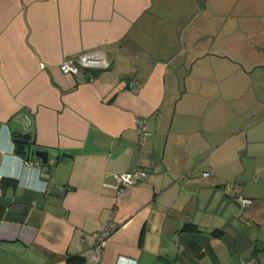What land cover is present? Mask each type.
<instances>
[{
  "label": "crops",
  "instance_id": "0c3cea01",
  "mask_svg": "<svg viewBox=\"0 0 264 264\" xmlns=\"http://www.w3.org/2000/svg\"><path fill=\"white\" fill-rule=\"evenodd\" d=\"M180 2L0 0V264H95L84 253L110 222L101 264H264V29L202 36L177 20L197 1ZM95 48L111 64L93 79L60 69ZM255 73L252 116L225 120L218 96L177 119L182 78L241 92ZM135 168L146 174L119 192Z\"/></svg>",
  "mask_w": 264,
  "mask_h": 264
},
{
  "label": "rangeland",
  "instance_id": "374dc122",
  "mask_svg": "<svg viewBox=\"0 0 264 264\" xmlns=\"http://www.w3.org/2000/svg\"><path fill=\"white\" fill-rule=\"evenodd\" d=\"M197 4L193 3L190 10L179 16L178 21L186 25V22L192 21L194 26H203L201 35L207 37H220L223 38L224 34L229 33L232 36L236 35H248L253 33L257 29H264V0H196ZM164 3L167 12L172 11L174 8H180L184 5H180V0H161ZM159 9L155 6L154 10ZM181 9V8H180ZM183 12V11H182ZM168 19L170 16H166ZM174 20V18H173ZM169 20V21H173ZM184 22V23H183ZM233 25V26H230ZM229 27L232 28L231 32ZM183 35L179 34L178 39L183 41L188 40ZM209 62H207L208 64ZM222 64V63H221ZM221 66V65H220ZM257 73L253 74L250 88L241 92L234 90L229 85L227 78L218 75H203L201 76H188V78H182L180 81L181 88L184 90V98L174 106L177 119L184 117L183 111L191 113L190 116H198V105H202L205 101V97L209 100H215L218 96L222 101V110L224 119L228 117H234L236 121L245 119L243 117L252 116V110L256 103L254 99L258 97L260 88H257ZM254 79V80H253ZM178 83L176 84V90ZM180 92V91H179ZM181 94V93H180ZM222 94V95H220ZM219 99V98H217ZM210 112V109H207ZM198 111V112H197ZM219 113V112H218Z\"/></svg>",
  "mask_w": 264,
  "mask_h": 264
},
{
  "label": "built area",
  "instance_id": "2783aa9c",
  "mask_svg": "<svg viewBox=\"0 0 264 264\" xmlns=\"http://www.w3.org/2000/svg\"><path fill=\"white\" fill-rule=\"evenodd\" d=\"M65 60L60 64V69L64 73H71L73 75H80L86 79H93L92 73H87V70L90 69H102L108 68L111 64V60L109 57L104 53V51L100 48L89 49L80 51L76 56H66ZM146 117H138L137 118V127L140 132V143L143 144L148 140V131L146 130ZM146 174L145 169L142 168H135L130 172H124L120 174L118 179V189L119 192L123 191L132 184L138 183L141 178ZM205 174H209L208 171H205ZM1 178V176H0ZM234 187L238 188L239 186L234 183ZM68 189L67 186L60 184L58 186V191L64 193ZM51 190V189H49ZM237 199L241 206L249 205L253 202V199L249 196L242 195L241 193L237 194ZM116 224L114 222H110L106 225V227L98 233L95 234L96 236V243L89 247L84 255L89 257L93 260L95 264H101L103 255H104V248L108 242V239L111 233L116 229ZM247 264H253L251 262H247Z\"/></svg>",
  "mask_w": 264,
  "mask_h": 264
},
{
  "label": "water",
  "instance_id": "95a60500",
  "mask_svg": "<svg viewBox=\"0 0 264 264\" xmlns=\"http://www.w3.org/2000/svg\"><path fill=\"white\" fill-rule=\"evenodd\" d=\"M19 118L21 120H24L26 125L29 127L31 126V118L29 116V114L27 112H22L20 115H19ZM17 142H24V143H28V140L27 139H24L23 137H17L15 139ZM32 154H34L35 156L39 157L41 160H42V163L46 164L49 162V151L47 149H42V148H38V149H33V152Z\"/></svg>",
  "mask_w": 264,
  "mask_h": 264
},
{
  "label": "trees",
  "instance_id": "16d2710c",
  "mask_svg": "<svg viewBox=\"0 0 264 264\" xmlns=\"http://www.w3.org/2000/svg\"><path fill=\"white\" fill-rule=\"evenodd\" d=\"M19 145H20V148H21L20 152L22 151V154H24L23 156L27 157L26 154H25V149H22L24 147V145L21 144V143ZM84 261H85V257L84 256L75 254V256L68 257V259L66 260V264H81Z\"/></svg>",
  "mask_w": 264,
  "mask_h": 264
}]
</instances>
